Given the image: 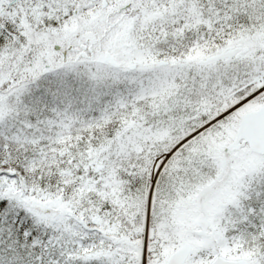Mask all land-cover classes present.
Masks as SVG:
<instances>
[{"label":"snow or ice","instance_id":"6c2138e0","mask_svg":"<svg viewBox=\"0 0 264 264\" xmlns=\"http://www.w3.org/2000/svg\"><path fill=\"white\" fill-rule=\"evenodd\" d=\"M0 264H264V0H0Z\"/></svg>","mask_w":264,"mask_h":264}]
</instances>
